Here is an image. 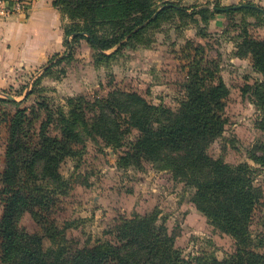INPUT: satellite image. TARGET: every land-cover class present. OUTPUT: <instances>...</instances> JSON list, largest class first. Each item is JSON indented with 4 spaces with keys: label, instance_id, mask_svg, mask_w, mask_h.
<instances>
[{
    "label": "rangeland",
    "instance_id": "374dc122",
    "mask_svg": "<svg viewBox=\"0 0 264 264\" xmlns=\"http://www.w3.org/2000/svg\"><path fill=\"white\" fill-rule=\"evenodd\" d=\"M148 1L146 15L150 18L166 1L185 7L188 14L164 12L153 23L144 25L141 43L124 38L104 52L91 47L85 39L73 41L69 36L71 54L64 46L58 55L41 64L17 69L0 86V99L12 96L19 104L31 91L28 100L33 104V112L28 109L27 113L37 115L32 128L35 130L46 119V106L54 118L59 110L68 112L71 108L84 113L88 121L100 113L108 120L118 113L122 121L125 117L122 128L129 127L122 147L107 143L100 134L103 129L88 127L81 132V141L75 144L79 152L65 157L59 165L68 189L65 194L56 195L49 215L64 230L73 249L112 240L110 231L120 217L150 214L157 223L166 225L175 246L184 255L206 250L222 259L235 251L237 240L207 221L197 208L194 189L163 168L158 159L142 157L126 166L118 162L127 142L138 134L136 128L129 126L132 119L126 110L139 105V99L173 111L179 107L186 93L187 74L192 69L190 57L185 56L192 52L185 45L186 32L195 29L202 42H192L204 47L201 55L205 59L219 60V75L230 90L222 107L226 118L222 134L209 143L207 151L213 159L227 165L247 167L260 195L251 214L249 247L264 253V168L252 159V155H264V130L258 128V101L263 94L256 91L260 75L252 67L251 55L249 60L248 55L240 60L233 56L236 52L242 54L237 45L244 39L243 28L250 36L264 39V12L236 10L211 15L214 3L224 4L219 0ZM63 24L67 26L69 21L65 18ZM69 98L82 100L72 103ZM0 105L1 173L10 124V116L5 112H13L16 105L1 100ZM112 107H116L114 115ZM46 131L57 135L59 128L50 121ZM2 213L0 193V217ZM19 224L30 233L42 232L29 212L22 213ZM44 243L49 245L47 238Z\"/></svg>",
    "mask_w": 264,
    "mask_h": 264
},
{
    "label": "trees",
    "instance_id": "16d2710c",
    "mask_svg": "<svg viewBox=\"0 0 264 264\" xmlns=\"http://www.w3.org/2000/svg\"><path fill=\"white\" fill-rule=\"evenodd\" d=\"M163 4L149 22L153 23L168 11L181 16L188 14L185 7L176 3ZM53 5L62 18L69 21V25L62 26L63 44L69 54L72 40L85 39L102 52L124 38L141 43L144 26L134 29L150 18L146 15L150 6L148 0H53ZM213 6L211 15L236 10L264 12V8L252 2L230 6L214 3ZM242 35L244 39L237 45L242 54H235L251 55L252 67L260 75L255 83L256 91L263 94L258 101L261 114L258 128L264 130V39L250 36L245 28ZM185 45L192 48V52L185 55L190 57L192 69L187 74L186 93L179 107L173 111L139 99V105L126 110L132 119L128 124L136 128L138 134L127 142L128 147L118 157V162L126 166L142 157L158 159L163 168L194 189L197 208L207 221L237 240L235 251L222 259L206 250L184 255L175 246L166 225L157 223L150 214L120 217L110 231L112 240L97 241L81 249L70 247L64 230L49 215L56 195L65 194L68 189L59 165L65 157L79 152L75 144L81 141L80 134L88 127L103 129L102 138L115 147L123 146L129 127L122 128L125 117L121 116L122 121L118 113L109 120L100 113L88 121L84 113L71 108L68 112L59 110L54 118L46 106V119L40 122L38 130L32 129L37 115L27 113L33 107L28 100L30 91L20 104L14 98L0 99L16 105L13 112L9 109L5 112L10 116V124L5 166L0 173L1 264H264V253L249 247L251 214L260 195L247 167L227 165L213 159L207 151L209 143L222 134L226 123L222 107L229 87L219 75V60L205 59L201 55L204 49L201 44L188 39ZM69 100L78 103L82 99ZM105 103L110 101L105 100ZM38 107L41 108L42 103ZM115 110L116 107H112L113 115ZM50 121L59 128L57 135L46 131ZM252 159L264 168V155H252ZM23 212L30 213L41 233H30L19 224ZM44 238L48 239V246Z\"/></svg>",
    "mask_w": 264,
    "mask_h": 264
},
{
    "label": "crops",
    "instance_id": "0c3cea01",
    "mask_svg": "<svg viewBox=\"0 0 264 264\" xmlns=\"http://www.w3.org/2000/svg\"><path fill=\"white\" fill-rule=\"evenodd\" d=\"M26 1L28 6L25 11H14L7 17L0 18V86L17 69L41 64L64 48V19L53 5V0ZM219 1L224 6L252 2L264 8V0ZM191 30L186 32V37L191 41L202 42L197 31ZM233 56L238 60L247 58L239 57L235 53Z\"/></svg>",
    "mask_w": 264,
    "mask_h": 264
},
{
    "label": "built area",
    "instance_id": "2783aa9c",
    "mask_svg": "<svg viewBox=\"0 0 264 264\" xmlns=\"http://www.w3.org/2000/svg\"><path fill=\"white\" fill-rule=\"evenodd\" d=\"M27 6L26 0H0V18H5L14 11L23 12Z\"/></svg>",
    "mask_w": 264,
    "mask_h": 264
},
{
    "label": "water",
    "instance_id": "95a60500",
    "mask_svg": "<svg viewBox=\"0 0 264 264\" xmlns=\"http://www.w3.org/2000/svg\"><path fill=\"white\" fill-rule=\"evenodd\" d=\"M156 13H157V12H155V13L152 15L151 18L147 19L146 21H144L143 23H141L140 25H138V26L134 29V31L137 30L138 28L143 27L146 23H148L152 18H154V17L156 16ZM10 98H12V96H10Z\"/></svg>",
    "mask_w": 264,
    "mask_h": 264
}]
</instances>
